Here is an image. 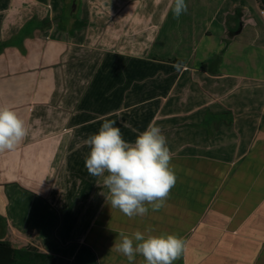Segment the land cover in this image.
I'll return each mask as SVG.
<instances>
[{
    "label": "crops",
    "instance_id": "crops-1",
    "mask_svg": "<svg viewBox=\"0 0 264 264\" xmlns=\"http://www.w3.org/2000/svg\"><path fill=\"white\" fill-rule=\"evenodd\" d=\"M67 1L0 0V106L29 129L0 153V237L56 264H128L113 243L150 229L186 241L174 264H264L259 0H186L179 19L171 0H78L61 30ZM105 120L128 142L161 127L177 183L159 211L129 219L88 173Z\"/></svg>",
    "mask_w": 264,
    "mask_h": 264
},
{
    "label": "clouds",
    "instance_id": "clouds-1",
    "mask_svg": "<svg viewBox=\"0 0 264 264\" xmlns=\"http://www.w3.org/2000/svg\"><path fill=\"white\" fill-rule=\"evenodd\" d=\"M175 19L186 14V0H171ZM178 72L182 61L172 65ZM116 121L105 120L98 132L90 134L84 144L90 151L85 167L94 177H103L109 190L108 204L129 219L159 211L177 183L167 138L157 124L150 123L134 142L123 138ZM29 129L18 113L9 106H0V153L14 150L28 135ZM107 173V175H105ZM150 229L121 233L111 250L125 257L128 264H174L186 249V241L176 234H150Z\"/></svg>",
    "mask_w": 264,
    "mask_h": 264
},
{
    "label": "trees",
    "instance_id": "trees-1",
    "mask_svg": "<svg viewBox=\"0 0 264 264\" xmlns=\"http://www.w3.org/2000/svg\"><path fill=\"white\" fill-rule=\"evenodd\" d=\"M264 8V0H259ZM48 24V22H45ZM61 30L67 29L68 18L66 10L63 17L57 21ZM57 258L50 254L41 253L30 249H17L8 241L0 237V264H56Z\"/></svg>",
    "mask_w": 264,
    "mask_h": 264
},
{
    "label": "water",
    "instance_id": "water-1",
    "mask_svg": "<svg viewBox=\"0 0 264 264\" xmlns=\"http://www.w3.org/2000/svg\"><path fill=\"white\" fill-rule=\"evenodd\" d=\"M78 0H68L65 5V10L68 18V23L66 24L68 27L73 23V17L77 9ZM73 25V24H72Z\"/></svg>",
    "mask_w": 264,
    "mask_h": 264
},
{
    "label": "built area",
    "instance_id": "built-area-1",
    "mask_svg": "<svg viewBox=\"0 0 264 264\" xmlns=\"http://www.w3.org/2000/svg\"><path fill=\"white\" fill-rule=\"evenodd\" d=\"M261 14L264 15V10L261 11Z\"/></svg>",
    "mask_w": 264,
    "mask_h": 264
},
{
    "label": "rangeland",
    "instance_id": "rangeland-1",
    "mask_svg": "<svg viewBox=\"0 0 264 264\" xmlns=\"http://www.w3.org/2000/svg\"><path fill=\"white\" fill-rule=\"evenodd\" d=\"M78 5H79V1L77 2V7H78Z\"/></svg>",
    "mask_w": 264,
    "mask_h": 264
}]
</instances>
